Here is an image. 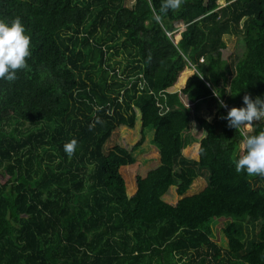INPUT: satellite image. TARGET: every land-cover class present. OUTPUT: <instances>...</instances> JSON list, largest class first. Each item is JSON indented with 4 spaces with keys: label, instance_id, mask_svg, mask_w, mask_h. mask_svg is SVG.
<instances>
[{
    "label": "trees",
    "instance_id": "obj_1",
    "mask_svg": "<svg viewBox=\"0 0 264 264\" xmlns=\"http://www.w3.org/2000/svg\"><path fill=\"white\" fill-rule=\"evenodd\" d=\"M160 7L0 0L32 53L0 80V264H264V177L233 163L264 122L244 134L223 119L244 95L264 99V0H184L157 22ZM231 34L244 43L233 66ZM204 105L213 121L197 117L201 137L186 138ZM149 128L160 163L140 167L129 197L121 168Z\"/></svg>",
    "mask_w": 264,
    "mask_h": 264
},
{
    "label": "clouds",
    "instance_id": "obj_2",
    "mask_svg": "<svg viewBox=\"0 0 264 264\" xmlns=\"http://www.w3.org/2000/svg\"><path fill=\"white\" fill-rule=\"evenodd\" d=\"M183 2L184 0H161L159 13L154 19L160 22L161 14L180 9ZM31 55V36L22 21L19 18L10 22L0 19V80L14 82L18 71L28 68ZM220 103L221 107L227 108L222 101ZM223 119L227 121L229 128L250 129L254 122L264 121V99H252L249 95H244L243 106L229 109ZM77 144L75 139L64 144V151L69 157L74 154ZM242 147L244 154L233 161L236 172L264 177V131L246 135Z\"/></svg>",
    "mask_w": 264,
    "mask_h": 264
},
{
    "label": "rangeland",
    "instance_id": "obj_3",
    "mask_svg": "<svg viewBox=\"0 0 264 264\" xmlns=\"http://www.w3.org/2000/svg\"><path fill=\"white\" fill-rule=\"evenodd\" d=\"M134 4H135V0H125V5L128 7H131ZM183 30L184 29L181 28L180 30H177L175 32V34L173 36L175 43H177L178 40L180 39L181 32ZM224 40L226 42L227 49L224 51L223 58L230 65L233 66L237 62L238 58L243 54L244 43L240 37H238L236 35H232V34L226 35L224 37ZM168 91L177 92L178 90L176 87H172ZM181 98H182L183 104L186 107H191V103L188 101V99L185 96L181 95ZM197 117H201V118H205L209 121H213L214 115L210 114L206 105H204L199 112L193 113L191 125H190L189 129L187 130V132L185 133V137L188 139L200 138L202 135L201 129H200L198 122L196 120ZM262 122H264V121H262ZM254 124H255V122H254ZM251 130H252V128H250V129L244 128L243 129L244 134H247ZM145 134H146L145 142L143 143L142 147L137 152H135L136 163L134 165L125 166V167L121 168L122 173L121 172L120 173L122 174V176L126 182L127 195L129 197H132L137 190L136 176L140 172L139 171L140 167L145 166V167L152 168V167L159 165V163H160V155L158 152V148L153 143L154 130L152 128H149L145 131ZM117 136H118V133L116 131V132H114L112 139L108 142L107 147H106L107 149H110L114 145V142L117 139ZM201 174H200L201 176H199L193 182V184L191 185L190 189L188 190V192L186 193L185 196H192V195L198 194L207 186L208 172L204 171V175H203V172Z\"/></svg>",
    "mask_w": 264,
    "mask_h": 264
},
{
    "label": "crops",
    "instance_id": "obj_4",
    "mask_svg": "<svg viewBox=\"0 0 264 264\" xmlns=\"http://www.w3.org/2000/svg\"><path fill=\"white\" fill-rule=\"evenodd\" d=\"M169 92H173V91H169Z\"/></svg>",
    "mask_w": 264,
    "mask_h": 264
}]
</instances>
